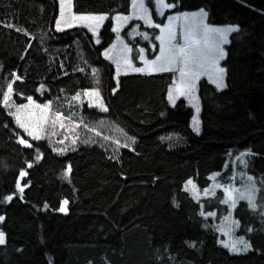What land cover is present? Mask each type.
<instances>
[{"label": "trees", "instance_id": "16d2710c", "mask_svg": "<svg viewBox=\"0 0 264 264\" xmlns=\"http://www.w3.org/2000/svg\"><path fill=\"white\" fill-rule=\"evenodd\" d=\"M169 2L168 13L203 8L210 24L239 27L225 45L226 87L199 82V134L186 100L169 102L172 72L115 82L103 56L114 38L110 18L95 42L81 26L55 29L57 0H0V264H264V194L258 209L245 200L232 209L235 233L251 244L236 254L215 229L227 210L221 193L197 200L185 189L189 180L206 188L215 174L229 183L233 159L249 150L246 169L264 178V0ZM73 8L127 14L130 0H73ZM95 79L107 111L76 99ZM9 84L15 103L49 102L78 124V141L28 138L2 105ZM114 133L126 141L111 144Z\"/></svg>", "mask_w": 264, "mask_h": 264}, {"label": "snow or ice", "instance_id": "6c2138e0", "mask_svg": "<svg viewBox=\"0 0 264 264\" xmlns=\"http://www.w3.org/2000/svg\"><path fill=\"white\" fill-rule=\"evenodd\" d=\"M61 4V19L57 20V28L60 29L61 23L67 27H72V21H78L85 25L89 29L95 30L98 28L104 20L108 17L107 13L101 14H80L76 15L71 13L70 5L71 0H60ZM65 4L69 5V18L64 19L65 15ZM149 4L155 5V11L157 15H164L161 9H171L175 8L176 4L169 2V0H132L133 15L138 19L143 20L148 27L160 29V33L155 35V40L159 41V53L151 60H147L143 55L141 59L144 60V67H134L132 60L129 58L128 53L131 49L127 44L123 45V49L118 53L119 58L117 59V68H119L121 61L126 67H132L133 71L138 73H160V72H178V79L174 81L172 87L169 88L168 99L170 102L175 104V100L179 97L187 96L193 98V93L195 92L197 81L202 75H207L208 78L216 85L218 89L226 87L225 84V73L226 69L220 65V61L226 56L224 45L229 44L230 40L228 38L229 33L238 32L239 27L236 25H226V26H213L206 22V17L208 13L205 9L200 8L197 12H178L176 15H169L167 17V23L161 24L156 23L152 16V10ZM133 16H124L123 14L117 12L114 19L118 22H124L131 20ZM175 21H182L181 35L183 43L177 41V30L174 24ZM119 27L113 28V31L118 32ZM198 34L203 35V39H198ZM144 39H149V34L147 32L141 33ZM211 37V39L209 38ZM99 42V41H98ZM155 47V45H153ZM139 52L143 54L145 49H139ZM105 55L108 56L109 52L106 49ZM113 58V57H109ZM15 76V73H13ZM20 79V77H16ZM12 91V85H8V92ZM95 91V90H94ZM116 90L113 89V92ZM98 94V93H97ZM5 101L8 100L7 93L4 97ZM28 101L35 103L31 96L27 97ZM25 107V106H21ZM37 107H41L37 105ZM102 111H107V107L101 105ZM43 110L47 111V105L43 106ZM199 111V109H197ZM17 122L21 127L27 129V125L21 122V117H16ZM194 119L193 130L199 134L198 121ZM29 135H33L34 139H39L38 135H34V131L29 132ZM132 142L135 143V138L132 137ZM167 139V138H162ZM21 144H28V141L21 139ZM128 147L127 144L124 145ZM171 146V145H170ZM252 155L251 151L241 153L237 157V161L244 167L248 166V161L245 157ZM31 167V164L28 165ZM27 173L23 170L20 172V176H26ZM247 181L249 182L244 186V190L235 188L234 186H229L225 188V193L228 196L227 201H222V203L231 202V206L235 208L239 200H247L248 205L251 209H257L258 205L256 203V194L261 191L257 188L254 177L248 176ZM189 184L192 183L191 180L188 181ZM20 188L19 184L17 185ZM23 192V188H20ZM210 189H206L205 193L209 192ZM12 196L9 195L5 199L7 201L12 200ZM198 198V196H197ZM68 203L65 200L60 207V212H65L66 208L63 205ZM264 214V212H262ZM201 215L207 219L208 216L215 215L214 213H207L205 215L201 212ZM227 219V218H225ZM5 216L0 215V221H4ZM233 225L238 226L239 221H233ZM221 230H224L221 228ZM252 229H249L251 231ZM233 229H229V234ZM7 238L6 233L0 230V246L6 245ZM238 245H243L240 247ZM224 247L228 248L230 252L239 254L241 252H247L251 249V244L246 241L243 237H238L235 240L224 242Z\"/></svg>", "mask_w": 264, "mask_h": 264}, {"label": "rangeland", "instance_id": "374dc122", "mask_svg": "<svg viewBox=\"0 0 264 264\" xmlns=\"http://www.w3.org/2000/svg\"><path fill=\"white\" fill-rule=\"evenodd\" d=\"M58 1V13L57 17L55 20L54 27L56 30L61 31L64 29H68L71 27H67L63 23H61L60 29L57 28V20L61 19V4L60 0ZM65 15L64 19L69 18V5L65 4ZM150 9L152 10V16L153 19L156 23H161V24H166L167 17L169 15H176L178 12H169V9H161V11L164 12V15H157L155 11V5L154 4H149ZM200 8L195 9V10H184L180 11V13L183 12H197ZM70 11L71 13H74L76 15L80 14H101V12H81L78 13L77 11L74 10L73 8V0H71V5H70ZM108 14V13H107ZM117 14V13H116ZM109 15L108 17L104 20V22L107 19H111L113 22L112 29L115 27H119V31H113L114 32V38L112 43L107 46L103 50V56L105 59L111 62L113 66V78L115 82H118V78L122 74H129V73H136L133 71L132 67H126L123 62L121 61L119 68H117V59L119 58L118 53L120 50L123 49V45L127 44L128 47L131 49V52L128 53L129 58L132 60V64L134 67H144V60L141 59V55H143L147 60H151L155 57V55H158L159 53V41L155 40V35H158L160 33V29H155L148 27L143 20L138 19L135 15H133V7H132V0H130V11L127 14H123L124 16H133L131 20H127L124 22H118L114 19L115 15ZM103 22V23H104ZM206 22L209 25L213 26H226V25H215V24H210L207 21L206 17ZM103 23L96 28L95 30L89 29L85 25L81 24L78 21H72V27L75 26H81L86 28L94 38V41H98V33L100 28L102 27ZM182 21H175L174 24L176 26L177 30V41L179 43H183L182 40V35H181V26H182ZM227 25H232V24H227ZM147 32L149 34V39H144V37L141 35V33ZM231 33L228 34V38L230 39ZM211 39V37H209ZM198 39H203L202 34H198ZM155 45V47H153ZM145 49V52L141 54L139 52V49ZM108 50L109 55H105V50ZM225 49V45H224ZM113 57V58H109ZM222 61H220V65H222ZM174 74L173 81L169 85V88L173 86L174 81L178 79V72H172ZM205 79L209 83H211L216 89V85L208 78L207 75H202L200 79L197 81V86L195 89V92L193 93V98H189L187 96L182 97L183 99L186 100L187 104L192 108V117L190 121V126L193 130L194 128V117L196 121H198V127L201 131V121H200V110H201V103L198 95V86L200 80ZM223 89V88H222ZM95 90V91H94ZM221 90V89H218ZM169 92V89H168ZM7 93L8 95V100L5 101L4 97L5 94ZM98 93V94H97ZM180 98V97H179ZM77 100H80L84 102L89 108H94L96 110L102 111L101 105L104 106V101H103V96H102V90L100 87V82L95 79V84L92 88L84 90L83 93H80L76 96ZM178 99V98H177ZM176 99V100H177ZM175 100V102H176ZM170 102V101H169ZM173 104L172 102H170ZM3 107L7 110V112L11 115L13 118L15 124L28 136L30 139H34L33 135H29V132L34 131V135H38L40 138L47 137L51 141H53L57 146L59 147H65V146H72L74 145L78 139L80 138V133L79 129L77 127L78 124L75 122H72L65 117H63L60 113L56 112L54 108L50 105L49 102H46L44 104H39V103H31L28 100L21 104H17L13 101L12 99V91L9 93L8 88L4 92L3 96V101H2ZM37 105H40L41 107H37ZM47 105V111L45 112L43 110V106ZM25 106V107H21ZM199 109V111H197ZM20 116L21 117V122L25 123L27 125V129L23 128L20 126V124L17 122L16 117ZM64 130L63 132L58 131L56 134V130ZM103 130V127H102ZM194 131V130H193ZM199 131V132H200ZM197 133L196 131H194ZM63 133V134H62ZM62 134V135H61ZM95 134L97 132L95 131ZM101 136V135H100ZM109 142L111 144H120L124 143L123 138L117 137L116 134H111L109 137ZM105 142L104 139H101ZM113 140V141H111ZM109 153L110 154H115V150L110 148ZM240 163L237 161V158L235 157L233 159L232 165L233 168L235 167V170L233 172L231 181L229 183H220V178L217 174L212 175L211 178V183L208 187L206 188H198L196 184L192 181L191 184L186 183L185 189L188 190L195 199L201 200V199H206V198H215L217 192L219 191L221 193L219 201L222 203V201H227L228 196L225 193V188H228L229 186H234L237 189H240L241 191L244 190V186L248 184L249 182L247 181L248 176H252L255 179L256 186L257 188H260L261 191L256 194V203L258 207H261V202H259V198L261 197V194H264V178L261 176H253L250 175L246 167L242 166L241 169L237 167ZM206 189H210L209 192L205 193ZM198 196V198H197ZM240 201V200H239ZM247 202V200H245ZM248 203V202H247ZM226 205L227 210L225 211L224 214H220L215 222V229L217 231L219 241L221 244L224 245V242H229L232 240H235L238 237H243L241 235H238L235 233V230L237 226L233 225V221H235L232 217V209L233 207L231 206V202L229 201L228 203H222ZM263 204V203H262ZM249 206V205H248ZM257 207V209H258ZM227 218V219H225ZM223 228L224 230H221ZM229 229H233L231 233L229 234ZM244 238V237H243ZM245 239V238H244ZM240 247H243V245H238Z\"/></svg>", "mask_w": 264, "mask_h": 264}]
</instances>
